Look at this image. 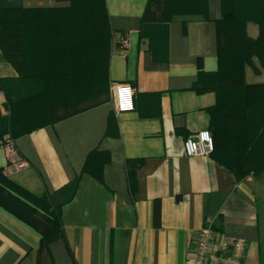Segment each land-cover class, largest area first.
Masks as SVG:
<instances>
[{
    "label": "crops",
    "instance_id": "obj_1",
    "mask_svg": "<svg viewBox=\"0 0 264 264\" xmlns=\"http://www.w3.org/2000/svg\"><path fill=\"white\" fill-rule=\"evenodd\" d=\"M106 3L113 29L108 92L94 106L16 138L20 161L10 162L0 147V168L36 196L60 200L58 192L80 177L63 206L65 238L42 245L39 228L0 206V264H192L207 217L217 230L246 239L241 264H264V175L237 180L212 155L184 153V140L210 126L215 93L193 87L199 60L207 72L218 69L221 0H208L209 19L146 25L148 0ZM249 31L259 32L253 23ZM1 56L0 48V77H17ZM251 73L253 82H264V72ZM123 83L134 89L135 110L117 114L112 91ZM5 101L0 92L3 114ZM99 148L110 155L103 181L83 173Z\"/></svg>",
    "mask_w": 264,
    "mask_h": 264
},
{
    "label": "trees",
    "instance_id": "obj_2",
    "mask_svg": "<svg viewBox=\"0 0 264 264\" xmlns=\"http://www.w3.org/2000/svg\"><path fill=\"white\" fill-rule=\"evenodd\" d=\"M67 5H0L1 58L17 77H0V137L18 138L52 125L97 104L109 90L113 29L106 0H57ZM162 5V6H161ZM162 7V9H161ZM222 16L215 21L218 69L207 72L199 60L197 93L213 90L215 103L207 109L215 150L211 154L242 180L264 173V82H251L247 73L264 72V0H221ZM160 11V13H158ZM159 23L177 16L209 19L208 0H148L150 15ZM249 23L258 27L252 36ZM185 25V31L187 24ZM86 103L83 106L82 104ZM80 106V107H79ZM64 110L61 114L60 111ZM108 151L93 150L83 173L103 181ZM131 184L136 172L128 173ZM80 177L61 189L64 198L36 196L0 168V206L41 230L42 245L65 238L63 206L74 197ZM39 212L51 217L44 222Z\"/></svg>",
    "mask_w": 264,
    "mask_h": 264
},
{
    "label": "built area",
    "instance_id": "obj_3",
    "mask_svg": "<svg viewBox=\"0 0 264 264\" xmlns=\"http://www.w3.org/2000/svg\"><path fill=\"white\" fill-rule=\"evenodd\" d=\"M112 96L117 114L135 110L134 89L130 84L114 85ZM0 147L5 150L10 162L20 161L15 138L9 135L0 137ZM214 150L215 141L209 129L193 132L184 140V153L187 156H209ZM245 249V238H233L217 230L214 219L207 217L196 236L192 264H241Z\"/></svg>",
    "mask_w": 264,
    "mask_h": 264
},
{
    "label": "rangeland",
    "instance_id": "obj_4",
    "mask_svg": "<svg viewBox=\"0 0 264 264\" xmlns=\"http://www.w3.org/2000/svg\"><path fill=\"white\" fill-rule=\"evenodd\" d=\"M11 1V3H18V4H24V5H34V6H46V5H50V6H54V5H67L69 2L67 1H63V2H58L57 0H0V5H3V4H5V3H8V2H10ZM162 6V5H161ZM161 9H162V7H161ZM158 13H160V11H158ZM158 13H155V15H150L149 17H148V19H147V23H151V22H153V23H155V22H159V14ZM250 24V23H249ZM249 74V78H248V80L249 81H251V82H253V80H252V75H253V73H248ZM86 103H84V104H82V105H80V106H83V105H85ZM79 106V107H80ZM60 113L61 114H63L64 113V110H61L60 111ZM250 175H252V174H250ZM254 175V174H253ZM262 175H264V173H262V174H259V175H255V176H262ZM249 176V175H248ZM246 178V177H245Z\"/></svg>",
    "mask_w": 264,
    "mask_h": 264
}]
</instances>
